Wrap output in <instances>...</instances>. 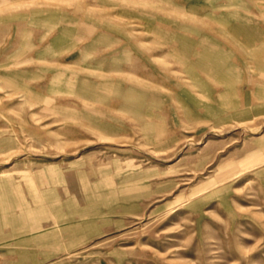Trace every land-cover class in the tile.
<instances>
[{"label":"rangeland","instance_id":"rangeland-1","mask_svg":"<svg viewBox=\"0 0 264 264\" xmlns=\"http://www.w3.org/2000/svg\"><path fill=\"white\" fill-rule=\"evenodd\" d=\"M0 264H264V0H0Z\"/></svg>","mask_w":264,"mask_h":264}]
</instances>
